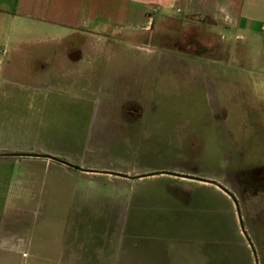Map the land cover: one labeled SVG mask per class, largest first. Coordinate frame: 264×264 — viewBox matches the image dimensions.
<instances>
[{
    "label": "rangeland",
    "instance_id": "rangeland-1",
    "mask_svg": "<svg viewBox=\"0 0 264 264\" xmlns=\"http://www.w3.org/2000/svg\"><path fill=\"white\" fill-rule=\"evenodd\" d=\"M154 18L150 33L104 27L108 36L82 41L79 62L46 71L30 64L29 77H19L7 86L9 96H0V153L49 155L131 176L174 169L189 174L204 163L212 132L219 143L235 142V160L252 159L247 147L255 155L256 122L247 115L244 86L229 85L228 42L208 19ZM2 25L0 50L8 42L27 45L35 38ZM25 160L0 157V202L5 193L23 200L28 211H13L10 219L14 231L18 223L29 226L23 238L31 235L29 245L24 241L26 258L8 264H107L104 243L113 238L118 251L110 263L134 264L128 239L135 222L143 233H150V222L158 231V221L170 220L172 210L181 217L185 206L167 190H154L140 207L138 195L155 180L177 190L196 185L165 175L123 181L45 159ZM221 167V182L239 195L236 180L244 169ZM106 222L115 229L106 228ZM140 237L138 250L149 253L144 248L150 241ZM147 258L140 264H148Z\"/></svg>",
    "mask_w": 264,
    "mask_h": 264
},
{
    "label": "crops",
    "instance_id": "crops-1",
    "mask_svg": "<svg viewBox=\"0 0 264 264\" xmlns=\"http://www.w3.org/2000/svg\"><path fill=\"white\" fill-rule=\"evenodd\" d=\"M156 14H160V20L168 17L181 20L208 19L218 35L228 42L229 85L235 89L239 86L245 88L247 115L256 122L251 137L256 153L254 155L252 147L248 146L247 150L250 149L248 152L253 153V158L245 162L242 159L237 161L235 142L231 140L230 143H219L215 139L216 133L211 132L204 147L206 158L203 164L195 166L196 173L186 174L174 169L170 173L187 178L165 175L196 185L177 190L176 186H169L164 179L155 180L148 190L138 195L135 205L142 199L151 197L154 190H167L171 196L179 197L185 206L180 211L181 217L176 215V210H172V217H169L176 221H158V231H155L156 223L150 222V233H143L135 222V231H131L129 243L127 241L134 247L131 249V259L135 261L134 264L145 262L144 258L147 257L148 264H264V0H0L3 30L15 28L29 31L35 37L30 44L12 45L8 42L0 50V96H9L7 86L14 84V81L18 82L19 77H29L30 64L36 63L41 70L46 71L52 70L54 66L61 68L69 62H79L83 40H99L108 36V29L103 28L109 25L150 33L153 31L154 21L158 20L154 18ZM73 51H78L75 57L70 55ZM58 77L57 79L62 78ZM213 116L215 118V114ZM199 147L203 148V145ZM22 158L31 162L44 160L30 156ZM222 164L237 169L236 173L241 171L238 168L244 169L239 172L236 180L239 195L236 189L234 192L221 182ZM122 191H125L124 187ZM1 202L0 264H8L20 257L26 258V249L29 252L28 240L31 235L27 239L23 238L29 226L18 223L14 231L10 219L13 211L26 213L28 206L24 205L22 199L14 200L6 193L1 197ZM237 208L241 220L238 218ZM105 224L106 228L115 229L113 223ZM140 236L150 241V246L144 248H149V253L138 250V243L142 244L139 242ZM104 245H107L105 248L109 252L105 261L111 264V254L115 249L118 251V244L114 243L113 238L108 239ZM137 250L139 259L136 263L133 254L136 255ZM35 252L38 255L40 253L39 250ZM123 253L125 254V247Z\"/></svg>",
    "mask_w": 264,
    "mask_h": 264
},
{
    "label": "water",
    "instance_id": "water-1",
    "mask_svg": "<svg viewBox=\"0 0 264 264\" xmlns=\"http://www.w3.org/2000/svg\"><path fill=\"white\" fill-rule=\"evenodd\" d=\"M22 156H30V157H37V158L47 159V160L53 161L55 163H58L61 166H64V167H66L68 169L76 170V171H79V172H82V173L105 174V175H109V176L124 178V179H127V180L142 179V178H148V177H153V176H158V175H170V176H175V177L187 178L186 176H183V175H180V174H175V173H170V172H165V171L151 172V173H148V174H143V175H138V176H128V175L118 174V173H114V172H110V171H97V170L83 169V168H80V167H78L76 165L70 164L68 162H64L62 160H59V159H57V158H55L53 156H49V155H40V154L17 155V154L0 153V157H22ZM196 180H199V179H196ZM200 181H202V180H200ZM220 188L227 195H229L231 198H233V196L229 192L224 190L222 187H220ZM234 204L237 207V204H236L235 201H234ZM237 214H238L239 220H241L238 208H237Z\"/></svg>",
    "mask_w": 264,
    "mask_h": 264
},
{
    "label": "flooded vegetation",
    "instance_id": "flooded-vegetation-1",
    "mask_svg": "<svg viewBox=\"0 0 264 264\" xmlns=\"http://www.w3.org/2000/svg\"><path fill=\"white\" fill-rule=\"evenodd\" d=\"M77 52H78V51H73V52L70 53V55L73 56V57H75L76 54H77ZM132 114L134 115L135 113H132Z\"/></svg>",
    "mask_w": 264,
    "mask_h": 264
}]
</instances>
